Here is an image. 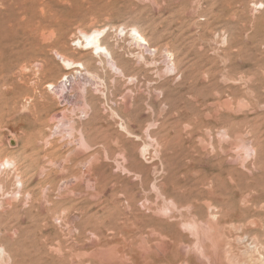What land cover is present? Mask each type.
Segmentation results:
<instances>
[{
  "label": "rangeland",
  "instance_id": "obj_1",
  "mask_svg": "<svg viewBox=\"0 0 264 264\" xmlns=\"http://www.w3.org/2000/svg\"><path fill=\"white\" fill-rule=\"evenodd\" d=\"M0 264H264V0H0Z\"/></svg>",
  "mask_w": 264,
  "mask_h": 264
},
{
  "label": "bare ground",
  "instance_id": "obj_2",
  "mask_svg": "<svg viewBox=\"0 0 264 264\" xmlns=\"http://www.w3.org/2000/svg\"><path fill=\"white\" fill-rule=\"evenodd\" d=\"M132 32L140 42H145L144 37L136 29H132ZM103 33H104L103 30H94L90 34L82 33V38L84 39L86 44L90 45L95 51L106 52V49H104L103 47L99 45V42H100V39L102 38Z\"/></svg>",
  "mask_w": 264,
  "mask_h": 264
}]
</instances>
